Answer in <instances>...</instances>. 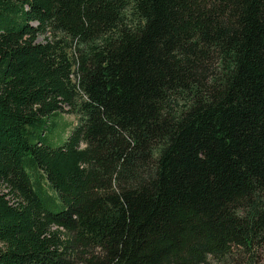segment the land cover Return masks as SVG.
<instances>
[{
  "label": "trees",
  "instance_id": "obj_1",
  "mask_svg": "<svg viewBox=\"0 0 264 264\" xmlns=\"http://www.w3.org/2000/svg\"><path fill=\"white\" fill-rule=\"evenodd\" d=\"M209 261L264 264V0H0V264Z\"/></svg>",
  "mask_w": 264,
  "mask_h": 264
},
{
  "label": "rangeland",
  "instance_id": "obj_2",
  "mask_svg": "<svg viewBox=\"0 0 264 264\" xmlns=\"http://www.w3.org/2000/svg\"><path fill=\"white\" fill-rule=\"evenodd\" d=\"M75 120L73 112L62 111V113L49 115L46 136L50 144H57ZM205 264H216L211 261Z\"/></svg>",
  "mask_w": 264,
  "mask_h": 264
}]
</instances>
